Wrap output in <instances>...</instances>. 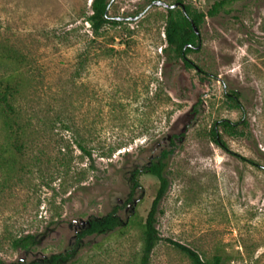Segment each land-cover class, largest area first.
Segmentation results:
<instances>
[{"label":"rangeland","instance_id":"rangeland-1","mask_svg":"<svg viewBox=\"0 0 264 264\" xmlns=\"http://www.w3.org/2000/svg\"><path fill=\"white\" fill-rule=\"evenodd\" d=\"M216 1L183 0L204 14ZM107 2L108 16L121 20L96 36L87 22L91 0H0V91L2 78L19 68L24 92L14 105L33 130L29 152L12 167L0 165V260L26 264L73 246L90 216L123 202L124 170L179 135L149 264H191L165 239L203 260L264 264V0L206 15L200 48L186 54L198 70L164 53L163 7ZM230 91L242 111L228 101ZM220 119L244 131L231 137L219 130L227 150L209 136ZM3 138L0 128V145ZM139 183L131 228L83 239L69 264H138L158 180L142 174ZM27 237L36 244L16 246Z\"/></svg>","mask_w":264,"mask_h":264},{"label":"trees","instance_id":"trees-1","mask_svg":"<svg viewBox=\"0 0 264 264\" xmlns=\"http://www.w3.org/2000/svg\"><path fill=\"white\" fill-rule=\"evenodd\" d=\"M154 0H151V2ZM240 0H219L212 4L206 14L192 9L190 5L183 0H174L172 4L184 6V11L180 7L164 8L166 10L164 37L166 47L164 53H172L176 59H181L186 68H194L198 70L187 58L186 54L191 51H197L194 48L185 47L186 45H194L199 41V36L192 29L191 22L199 29V26L204 22L207 16H214L224 5L231 4ZM109 3L107 0H91V14L87 18L91 31L94 35H98L101 28L110 24L118 25L120 21L111 19L108 12ZM24 59L15 58L16 64L20 66L24 63ZM19 68L12 67L7 77H3L2 89L0 91V128L4 133L6 142L0 145V165L13 166L17 163L18 155L28 153L33 147L31 135L33 133L31 120L27 116L21 118V109L14 105L17 97L24 92L23 85L19 84V76L21 73ZM228 101L233 108L242 111L243 107L238 100V94L235 91H230L226 94ZM240 122H231L227 119L215 121L209 131L211 141L218 147L227 150L226 144L223 142L219 130L231 137H240L244 135V131L239 128ZM179 135H172L168 138L167 148L159 151L158 155L149 160L145 164L137 167H129L124 170L123 180L128 187V192L122 203L114 205L109 212L100 217L90 216L85 225L80 228L75 234V243L69 246L62 252L51 254L41 260H33L26 264H69L77 255L82 246V241L91 236H102L113 232L125 233L131 228L134 223V212L136 205L140 200L141 186L139 177L142 174H150L157 178L158 187L151 203L150 209L141 224V250L139 254L138 264H149L150 254L155 245L161 240L155 224L158 205L164 197L168 188V179L165 171L168 165V159L173 153L174 139L179 138ZM122 213V214H121ZM174 249L181 252L188 258L191 264H219L220 257L214 256L212 260H203L200 255L184 245L165 239ZM32 237H27L24 240L16 242V246L28 248L31 244H36ZM0 264L5 263L0 260Z\"/></svg>","mask_w":264,"mask_h":264},{"label":"water","instance_id":"water-1","mask_svg":"<svg viewBox=\"0 0 264 264\" xmlns=\"http://www.w3.org/2000/svg\"><path fill=\"white\" fill-rule=\"evenodd\" d=\"M153 6H157V7H163V8H175V7H180L183 11H184V6L183 5H179V4H167L165 3L164 1L162 0H154L150 3L149 7H153ZM146 11V10H145ZM145 11L143 13H140L137 17H134L133 20L141 17L142 15H144ZM111 19H114V20H121V18H111ZM191 26H192V29L194 31V33L196 35L199 36V29L191 22ZM185 47H190V48H194L196 50H198L200 48V43H197V45H186Z\"/></svg>","mask_w":264,"mask_h":264},{"label":"flooded vegetation","instance_id":"flooded-vegetation-1","mask_svg":"<svg viewBox=\"0 0 264 264\" xmlns=\"http://www.w3.org/2000/svg\"><path fill=\"white\" fill-rule=\"evenodd\" d=\"M111 18V17H110ZM118 21V20H117Z\"/></svg>","mask_w":264,"mask_h":264}]
</instances>
